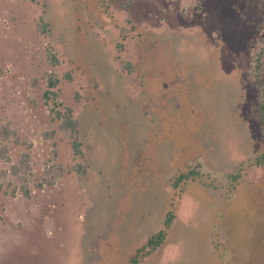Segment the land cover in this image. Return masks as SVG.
Segmentation results:
<instances>
[{
    "label": "rangeland",
    "instance_id": "374dc122",
    "mask_svg": "<svg viewBox=\"0 0 264 264\" xmlns=\"http://www.w3.org/2000/svg\"><path fill=\"white\" fill-rule=\"evenodd\" d=\"M50 72L58 78L53 99L43 95ZM172 94L186 105L178 116L166 103ZM258 94L264 98V0H0V123L18 134L0 140L9 156L0 155L7 171H0V264H127L159 228L162 243L145 247L140 264L240 263L225 232L242 226L248 238L262 229L254 223L264 163L248 164L264 146ZM53 102L71 109L76 132L59 127ZM192 104L200 120L193 140L178 148L180 161L165 137L144 148V138L160 130L162 111L180 122L184 137ZM24 150L29 196L10 193L18 180L8 168ZM198 154L211 171L242 162L236 193L244 211L226 210L227 231L215 211L216 189L190 180L172 188L168 179ZM55 163L63 173L37 186L44 166ZM237 253L240 261L249 257L244 246Z\"/></svg>",
    "mask_w": 264,
    "mask_h": 264
},
{
    "label": "trees",
    "instance_id": "16d2710c",
    "mask_svg": "<svg viewBox=\"0 0 264 264\" xmlns=\"http://www.w3.org/2000/svg\"><path fill=\"white\" fill-rule=\"evenodd\" d=\"M42 18V16H40ZM46 21L42 20L40 23V29L42 31H45V26H46ZM45 25V26H44ZM47 56L48 59L55 63L57 58L55 56V53L52 52L51 49L47 50ZM129 65L130 62H127ZM130 67V66H129ZM261 62L258 60L255 65V81L258 86L261 87L262 85V80H261ZM58 83V78L50 72L47 77V86L43 92V95L45 98H55L57 96V91H56V86ZM167 85L163 84L162 88H166ZM166 103L174 110L173 112L174 115L178 114L177 111L181 109V113L184 112L182 107H186V105L182 102H180L177 94H172L170 96H166ZM57 104L56 102H53V105L50 107V110L54 112V115L60 119L59 121V127L63 130L69 131V132H76L77 126H76V121L72 117L71 109L69 107H64L62 110L56 107ZM162 108H164L165 105L160 104ZM198 105L197 104H192V106H189V111H187L185 114L187 116L186 121L184 126L189 129H185V136L182 137L181 133H178L180 131L179 123L172 124V120L170 117L172 115L168 112L163 113L162 111V116L160 118V123L158 124L160 127V130L157 132H153V135H150V133L144 138V142H142L144 148H151V146L154 145L156 146V143L158 139H164L162 137H165V141H169L175 148V152L173 156L175 157V160H179V158H182L183 153L182 150L178 153V148L184 142L183 139H186L187 141H192V128L197 124V122L200 120L197 117V110L195 111L194 109H197ZM256 113L258 116V120L260 123V126L262 129H264V98L258 94L257 98V105H256ZM200 114V112H199ZM178 116V115H176ZM170 118V119H168ZM171 123L170 125V132L168 128L166 129V124L168 125L169 122ZM166 123V124H165ZM174 126V127H173ZM187 132H189L187 134ZM191 132V133H190ZM54 133L53 129L50 130H45L43 132V135L46 137H51ZM194 133V132H193ZM191 134V135H190ZM14 136V140H18V134L16 129L12 128L9 126L8 123H0V140L1 141H6L9 138ZM157 140H154V138ZM200 139V138H199ZM201 140V139H200ZM202 143H205L202 141ZM148 150V149H147ZM177 151V152H176ZM176 153H178V156L176 157ZM0 155L4 157L5 159H9V156L7 154V147L5 143L3 142L0 146ZM252 158V159H251ZM248 159V158H247ZM251 161L248 162V164L252 165H261L264 163V146H262V149L255 153L254 156H250ZM248 159V160H249ZM174 160V161H175ZM177 161V162H178ZM176 162V163H177ZM176 165V164H175ZM243 165L242 162H240L238 165L234 166L233 168L229 169L226 168L224 170L220 171H211L210 168H208L207 163L204 158H202L201 154L194 155L192 158H189L181 167L180 166H175L173 168V174L170 176L168 179L171 181V186L172 188H179L181 187V183H186L192 181V185L196 187L194 184L195 181H199L200 184L204 186V188H211V189H216L217 192V197L218 201H216V206L217 210L215 209L216 213L219 216V225L222 227V230L227 227L232 228L231 225L226 227V214H227V209L233 205L234 208L237 209L238 207V215L243 213V201L237 200V193L236 189L238 188V182L241 176H243ZM2 175H6V170H0ZM64 171V167L60 163H55V164H48L44 166V171L41 176V180L36 182L37 186H42L43 183L46 184H52L54 182V179L56 176H60ZM8 172L13 175L17 180L18 183L12 185V188L10 190L11 194H14L16 189H19L20 192L25 195L29 196L30 195V189L28 186L29 178L32 174V165L30 163V153L29 150H24L20 153V157L16 163L10 164L8 168ZM218 180V182H215ZM0 187H2V184L0 183ZM199 187V186H197ZM201 187V186H200ZM199 187V188H200ZM226 201V202H225ZM260 211V209L258 210ZM222 215V216H221ZM174 217V212L172 210V207L169 208L166 211V217L163 222V226L166 227L170 224L172 221V218ZM258 219L254 223V227H256V224H262V229H256L254 228L252 230V236H249L248 238L245 235V232L242 231V226H236L233 231H230L227 237V242L229 243L228 245L234 248V252H232L235 256L236 262H240L238 264H264V183L262 184V213L258 215ZM232 222V221H230ZM237 235V238H236ZM245 235V236H244ZM165 236V230L164 228H159L156 232L153 234L149 235L146 238V241L141 243L140 245L136 246V249L128 256V261L127 264H140L141 259L143 256H145V253H147L145 247H149L150 249L156 248L158 245H160L164 239ZM238 238L241 243L237 240ZM262 238V239H261ZM220 245L222 244L221 242H218ZM261 243V244H260ZM222 246V251L225 254L227 249L226 245H221ZM246 247V249L249 250V257L247 260L243 262V260L240 261L239 253H237V250L242 247ZM148 250V252H149ZM220 250V249H219ZM258 258H262V261L257 260ZM225 259H223L224 261Z\"/></svg>",
    "mask_w": 264,
    "mask_h": 264
}]
</instances>
